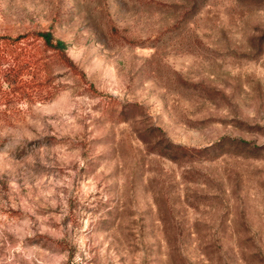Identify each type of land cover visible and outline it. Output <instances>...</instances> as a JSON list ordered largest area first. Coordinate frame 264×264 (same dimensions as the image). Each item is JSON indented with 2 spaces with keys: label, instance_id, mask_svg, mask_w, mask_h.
Returning <instances> with one entry per match:
<instances>
[{
  "label": "rangeland",
  "instance_id": "obj_1",
  "mask_svg": "<svg viewBox=\"0 0 264 264\" xmlns=\"http://www.w3.org/2000/svg\"><path fill=\"white\" fill-rule=\"evenodd\" d=\"M48 30L83 75L0 68V264H264V0H0Z\"/></svg>",
  "mask_w": 264,
  "mask_h": 264
},
{
  "label": "trees",
  "instance_id": "obj_2",
  "mask_svg": "<svg viewBox=\"0 0 264 264\" xmlns=\"http://www.w3.org/2000/svg\"><path fill=\"white\" fill-rule=\"evenodd\" d=\"M113 33L117 31L113 29ZM23 40H28L27 44L31 46L29 58L32 57L34 60L30 59L25 62V66L20 67L18 63L9 61L8 53L2 51L1 46L2 43L7 45L6 42L19 44ZM0 68H4L1 72L6 80H10L12 84L24 82V87L26 84L29 85L31 89L29 96L38 98L42 102L53 99L65 90L64 82L56 83V79H61L66 75L80 78L83 75L70 58L68 45L56 38L51 30L29 32L16 38L0 37ZM25 70L29 72L26 74ZM26 76L30 77L29 81L25 80ZM36 82L38 83L35 85Z\"/></svg>",
  "mask_w": 264,
  "mask_h": 264
}]
</instances>
